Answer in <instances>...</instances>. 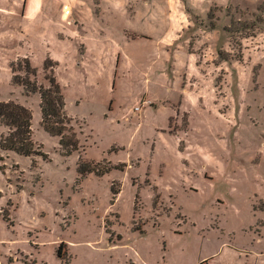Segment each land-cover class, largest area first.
Listing matches in <instances>:
<instances>
[{"label":"rangeland","instance_id":"rangeland-1","mask_svg":"<svg viewBox=\"0 0 264 264\" xmlns=\"http://www.w3.org/2000/svg\"><path fill=\"white\" fill-rule=\"evenodd\" d=\"M22 58L78 151L11 82ZM8 99L48 158L0 154V264H264V0H0Z\"/></svg>","mask_w":264,"mask_h":264},{"label":"trees","instance_id":"trees-1","mask_svg":"<svg viewBox=\"0 0 264 264\" xmlns=\"http://www.w3.org/2000/svg\"><path fill=\"white\" fill-rule=\"evenodd\" d=\"M237 58H240V55ZM50 67L51 62L46 61L44 69ZM20 71H23V76L17 74ZM44 77L47 80V86L36 82L35 70L30 66L27 58L11 62V82L21 86L26 95L38 94L40 126L47 134L58 138L60 152L68 156L79 150L77 134L70 124L71 118L65 112L64 97L59 84L51 71L45 73ZM31 119V110L27 106L11 99L0 101V124L5 128V132L0 135V154L14 152L30 157L32 163L36 156L48 158L47 154L42 152L40 145L32 138ZM96 167V163L84 161L80 157L77 161V175L81 177L94 171ZM63 249V245H60L56 252L61 264L62 261H66V251Z\"/></svg>","mask_w":264,"mask_h":264},{"label":"crops","instance_id":"crops-1","mask_svg":"<svg viewBox=\"0 0 264 264\" xmlns=\"http://www.w3.org/2000/svg\"><path fill=\"white\" fill-rule=\"evenodd\" d=\"M65 11H67V10H65ZM65 11H64V15L66 14Z\"/></svg>","mask_w":264,"mask_h":264}]
</instances>
